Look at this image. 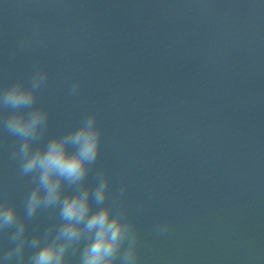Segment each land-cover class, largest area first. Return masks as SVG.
I'll list each match as a JSON object with an SVG mask.
<instances>
[{"label":"clouds","instance_id":"1","mask_svg":"<svg viewBox=\"0 0 264 264\" xmlns=\"http://www.w3.org/2000/svg\"><path fill=\"white\" fill-rule=\"evenodd\" d=\"M26 44L21 39L17 48ZM48 80V71L37 65L27 80L0 86V131L15 138L10 159L32 185L23 215L14 203L0 200V232L9 233L11 245L0 251V264H71L77 255L78 264H139L140 233L123 200L127 186L113 195L102 169L95 171L94 186L87 182L101 150L97 114L87 112L76 127L49 136V110L37 106ZM80 87L74 81L69 95L78 96ZM41 212L55 219L30 234L28 222ZM171 228L167 221L154 225L158 235Z\"/></svg>","mask_w":264,"mask_h":264}]
</instances>
